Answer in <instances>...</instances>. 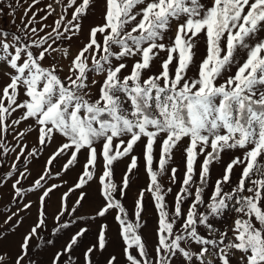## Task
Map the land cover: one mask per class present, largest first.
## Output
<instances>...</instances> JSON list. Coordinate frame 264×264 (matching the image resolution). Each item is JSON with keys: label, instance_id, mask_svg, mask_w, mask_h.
<instances>
[{"label": "snow or ice", "instance_id": "6c2138e0", "mask_svg": "<svg viewBox=\"0 0 264 264\" xmlns=\"http://www.w3.org/2000/svg\"><path fill=\"white\" fill-rule=\"evenodd\" d=\"M137 150L149 182L129 213ZM5 189L0 241L35 216L0 264H37L38 249L50 264H264V0H0Z\"/></svg>", "mask_w": 264, "mask_h": 264}, {"label": "rangeland", "instance_id": "374dc122", "mask_svg": "<svg viewBox=\"0 0 264 264\" xmlns=\"http://www.w3.org/2000/svg\"><path fill=\"white\" fill-rule=\"evenodd\" d=\"M40 7H43V2L40 5ZM100 11H102V7L100 10H98L96 15L90 17L89 20L85 22V32L87 31V27L89 24L101 22L100 21ZM18 23H19V21H18ZM47 23L51 24L52 19L50 18L47 21ZM77 46H78V42L74 41L73 48H75ZM201 51L203 52V48L201 49ZM182 148H183V146H181V149L179 151L175 152L173 163L171 165L173 167H176L179 170V175L181 178L183 177V172H184V153H183ZM135 155L140 157V159L138 160V169L134 170L135 175L132 176V179L130 182V187L126 190V195L122 198V202L125 204L129 213H131L133 211V208H134V205H135V202H136V199L138 197L139 192L142 189L146 188L148 186V182H149V177H148V175L145 171V168H144V161H143L141 151L137 150L135 152ZM155 155L158 159V155H159V149L158 148L156 150ZM46 156H47V153H45L44 156H42L33 165V168H34L33 175L34 176L43 167L44 159L46 158ZM224 159L228 160L229 157L225 156ZM129 162H130L129 159L125 158L124 160H122L121 162H119L116 165L114 179L118 185L121 183V178L124 175L125 170L129 166ZM155 163L156 162L154 161V167H155ZM79 171H80V169L77 168L75 171L72 172L70 177H66V179H69V183H71L75 179V177ZM217 175H218V172H213L212 180H214L217 177ZM212 180H210V182H209L210 187L212 184ZM164 184L166 187L168 186V181L166 178L164 180ZM65 190L66 189H64V188L61 189V191H65ZM175 190H176V188L174 187V191ZM89 191L91 193V196L89 198V203L85 205V209H84L85 213H90L93 211L94 204L98 199L97 185L93 184L92 188L89 189ZM3 195H4V200L0 201V208L3 207V204L6 203L7 199L9 198L8 189H5ZM59 196H60V192H57L55 194V196L53 197V201L54 202L57 201ZM168 200H169V203H171V196H169ZM144 204H145V211L143 213V218H144L143 232H144L145 236L148 237V239L150 241L154 242V240H155V228H156V222H157V217H158V210L156 209V207L154 205L153 198L147 192H145ZM54 210H55L54 208L51 209V211H54ZM34 216H35V209H33L31 217L26 219L25 224L22 227H20L19 229H17L15 234L9 235L7 239L0 241V250L11 252L14 255L15 252L18 250L17 245L20 241L21 235L27 229L28 225L32 223ZM131 218L132 217L130 216V219ZM230 220H231V217H229V222H230ZM103 222L109 223L112 226V237H113V240L115 241V250L117 252H119L120 241H119V237L116 235V223H115V221H113L110 217L109 220L103 221ZM2 223H3V218L0 217V224H2ZM5 227H7V226H5ZM52 227H53V225H52V222L50 220L49 221V228H48V230H46L44 236H45V239L51 238L53 241H55V239H56L55 236L49 237V235H48V233H50ZM95 230H96V226L94 225L93 231H95ZM34 243H35V241H34ZM54 250L55 249H52L51 251H44V250L38 249L37 251L39 254L35 258L37 260V264H50L51 253ZM110 250H112V249H110ZM121 264H123V257H121Z\"/></svg>", "mask_w": 264, "mask_h": 264}]
</instances>
